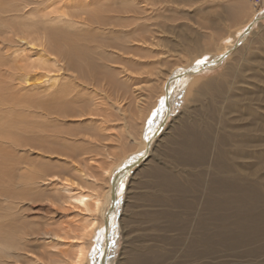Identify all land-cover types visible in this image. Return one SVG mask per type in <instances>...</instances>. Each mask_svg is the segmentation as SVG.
I'll use <instances>...</instances> for the list:
<instances>
[{
    "label": "rangeland",
    "instance_id": "rangeland-1",
    "mask_svg": "<svg viewBox=\"0 0 264 264\" xmlns=\"http://www.w3.org/2000/svg\"><path fill=\"white\" fill-rule=\"evenodd\" d=\"M263 15L264 0H0V221L6 225L19 218L25 234L39 232L26 241L30 251L65 260L72 254L69 238L44 245L48 240L40 236L57 229L81 235L87 212L68 193H103L107 171L138 154L141 138L160 122L168 75L224 51L257 16L243 42L217 66L173 83L166 123L148 155L118 186L107 264H128L159 240L163 231L149 226H157L156 212L181 205L182 189L171 188V180L188 190V209L199 207L204 193L197 184L200 189L211 175L241 180L256 175L262 182ZM26 30L35 37L32 43H3ZM70 72L75 73L67 82L79 92L77 100L86 101L73 121L57 107L70 104L66 98L74 91L56 94L61 75ZM47 77L56 80L46 82ZM83 83L99 88L95 96L90 98ZM192 140L203 145L196 161L190 160ZM220 162L231 166L227 173ZM83 175L94 186L80 179ZM88 232L77 244L92 238L89 254L96 264L101 229ZM185 240L187 233L180 238L183 247ZM167 246L158 250L175 256L173 261L179 251ZM0 250V263L12 264L8 251ZM145 255H137V264H151ZM260 260L239 259L242 264Z\"/></svg>",
    "mask_w": 264,
    "mask_h": 264
},
{
    "label": "bare ground",
    "instance_id": "bare-ground-1",
    "mask_svg": "<svg viewBox=\"0 0 264 264\" xmlns=\"http://www.w3.org/2000/svg\"><path fill=\"white\" fill-rule=\"evenodd\" d=\"M21 9L23 7L17 8V10ZM17 18L20 19V16ZM256 18L259 17L257 16ZM252 25L253 18L235 36L234 40L229 42L224 51L216 56H210L201 60L203 63H199V60L195 63L185 64L182 70L172 73L170 76L168 75L164 80L165 86L163 85L164 83L162 84V93L160 95V97L162 96L160 104L164 112L160 122L154 130L152 129L149 134L145 135V139L141 138L139 150H137L139 152L138 154L127 161L121 160L120 163L107 171V182L103 193L98 192L97 189H91V193L83 190L72 194L68 193L67 197L76 202L78 207L80 206L84 212H87L88 219H85L87 224L81 229V235L77 237L71 235L73 230L66 229L69 231L67 232L57 229L51 234L48 231H42V236H40V239L48 240L44 242V245H48L51 241L55 242L54 240H58L61 237L69 238L70 241L68 243L71 246L69 251L72 254L65 255V260L58 261L51 257L46 258L44 254L39 256L32 249L30 251L29 248L31 246L29 245L32 244H26V241H30L32 237H38L39 232L25 234L26 229H22L24 227L19 218L11 220L13 223L6 224L8 227L5 225V220L0 221V249L2 251H8V257L12 264H82L83 262L84 264H94L91 258L92 254H89V252L92 253L91 251H93L89 250L92 238H88L87 245L84 241V245H78L77 240L83 238L85 235L84 232L89 230L88 233H93L97 228H100L101 232L99 234L100 237L95 241V245L99 248V256L96 264L101 263L99 261L105 246H107V249L105 251L104 263L102 264H107L108 250L113 232L114 214L117 208L118 186L131 169L130 165L133 164V167L136 166L148 155L153 137L160 132L166 123L168 114L172 109L170 98L173 92V83L176 81L182 83L188 76L217 66L246 38ZM5 38L2 41L6 45H10L12 41L18 43L28 40V43H32L35 40V37L30 35L29 30H26V32H14ZM41 41L44 43V40L41 39ZM74 73L60 74L63 79L60 78V84L56 92L58 96H62L66 90L67 93L74 91L70 94L69 98H66V100L71 102L70 104H60L57 107L58 109L64 107V116L65 118H69V121L76 120L82 116L80 114L81 107L83 102H86L82 99L77 100L78 97H76V94L79 92L76 91L72 83L67 82V79L69 80ZM25 74L27 75V73ZM78 79L81 80L82 78L78 77ZM55 80V77H47L46 82ZM82 89L86 90L88 94H93L90 98L95 96V92L99 90L93 83H83ZM50 95L51 91L44 97L46 102ZM60 116H63V112ZM190 147L193 151L190 160L196 161L200 159L203 145L192 140ZM216 154L224 157V152L221 148L216 149ZM244 163L250 165L251 161L247 160ZM237 165L238 162L236 163V167ZM220 167L224 173H227L231 166L229 167L226 163L220 162ZM81 177L80 179H83L86 184L94 186L95 183L91 177L87 175ZM116 179L118 180V184L113 189L116 195L113 200L112 181ZM259 179L262 182H259L256 175L242 176V180L228 174L220 176L211 175L209 176L208 182L204 185L202 184L200 189L197 184V189L201 191V194H204L199 207L192 209H188L190 207L187 206L189 202L187 203L185 199L188 190L177 180H171L169 183L171 188L175 190L182 189V193L178 199L181 205L156 212V220L153 223L157 224V226L151 224L149 226L150 228H154L153 230L163 231L157 233L159 240H154L151 245L146 244V248L143 247L141 251H137L136 256L134 255L127 263L137 264L139 262L137 255L142 253L146 254L144 257L151 264H162L166 261L167 263L165 264H242L239 259H257L260 257V263L256 262L255 264H264V191L261 186L264 183V177ZM71 188L69 187L68 190H71ZM65 190L68 191L67 189ZM0 218H3L1 214ZM62 233L67 235L64 234L61 236ZM184 233H187L188 236V241H184L185 247L180 243V238H182ZM99 241H101L100 244ZM167 244L169 246L166 247V250L172 253L179 251L178 257L176 256L173 261L171 260L175 256H161L163 252L158 250ZM27 245L28 248L26 247Z\"/></svg>",
    "mask_w": 264,
    "mask_h": 264
},
{
    "label": "water",
    "instance_id": "water-1",
    "mask_svg": "<svg viewBox=\"0 0 264 264\" xmlns=\"http://www.w3.org/2000/svg\"><path fill=\"white\" fill-rule=\"evenodd\" d=\"M258 18H254L253 19V22L255 21V20H257ZM131 166V168L133 167V164H131L130 165ZM129 167V166H128ZM117 184H118V180L116 179V180H113L112 181V197H113V200L115 199V191L113 190L114 189V187H116L117 186ZM106 249H107V246H105V248H104V250L102 251V255H101V259H100V261L99 262H101L100 264H102V263H104V258H105V251H106Z\"/></svg>",
    "mask_w": 264,
    "mask_h": 264
},
{
    "label": "snow or ice",
    "instance_id": "snow-or-ice-1",
    "mask_svg": "<svg viewBox=\"0 0 264 264\" xmlns=\"http://www.w3.org/2000/svg\"><path fill=\"white\" fill-rule=\"evenodd\" d=\"M199 63H203V61H199Z\"/></svg>",
    "mask_w": 264,
    "mask_h": 264
}]
</instances>
